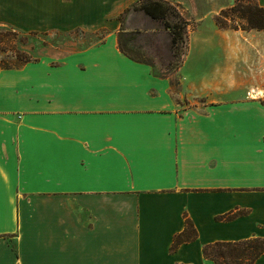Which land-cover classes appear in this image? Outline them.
<instances>
[{"label": "crops", "instance_id": "1", "mask_svg": "<svg viewBox=\"0 0 264 264\" xmlns=\"http://www.w3.org/2000/svg\"><path fill=\"white\" fill-rule=\"evenodd\" d=\"M135 1L0 0L21 32L104 33L0 69V264H213L204 245L264 237V30L190 45L175 90L119 50Z\"/></svg>", "mask_w": 264, "mask_h": 264}, {"label": "trees", "instance_id": "2", "mask_svg": "<svg viewBox=\"0 0 264 264\" xmlns=\"http://www.w3.org/2000/svg\"><path fill=\"white\" fill-rule=\"evenodd\" d=\"M230 11L233 13L241 11V18L245 24H228L227 15L223 13L216 20L219 27L264 30V6L237 4L231 7ZM130 15L138 17L136 26H125L126 18ZM118 19L121 22V27L117 33V43L119 50L124 55L134 61L151 65L150 62L134 56L127 48V43H133L137 39H144L147 42L152 38H158L163 51L170 57L167 67L176 69L181 65L182 58L188 48L190 22L174 4L167 0H137L127 6ZM19 33L22 32L9 26L0 25V69L19 68L27 62L38 59L31 58L16 44L8 42L11 35ZM239 213L229 212L217 216V219H231ZM196 237V228L192 220L185 214L184 229L174 235L170 251H176L181 244L193 241ZM202 252L204 258L212 261L213 264H253L264 253V237L253 236L238 242L210 243L203 246Z\"/></svg>", "mask_w": 264, "mask_h": 264}, {"label": "rangeland", "instance_id": "3", "mask_svg": "<svg viewBox=\"0 0 264 264\" xmlns=\"http://www.w3.org/2000/svg\"><path fill=\"white\" fill-rule=\"evenodd\" d=\"M171 1L190 22L189 39L186 54L182 58V63L192 45L190 58H197L201 53H206L204 58H220V52H214L210 48L202 49L204 43H222L232 40L234 44L251 43L252 38L249 34H256L257 29H232L228 27H219L216 23L221 14L227 15L228 24H245L241 18V11L233 13L230 8L237 5L257 4L256 0H169ZM138 22V17L130 15L126 18L125 26L132 27ZM103 32H84L73 30L70 32H22L17 35H11L8 42L16 44L21 50L25 51L31 58H40L42 56H51L58 59L75 50L83 49L100 41ZM254 39H257L254 37ZM257 41V40H256ZM127 48L134 56L140 57L151 63V72L159 77H169L173 88L178 90L179 67L168 68L169 54L162 49L158 38H152L150 41L137 39L133 43H127ZM202 51V52H201ZM182 104L184 102L180 101ZM210 261V260H209ZM210 263H213L210 261Z\"/></svg>", "mask_w": 264, "mask_h": 264}]
</instances>
